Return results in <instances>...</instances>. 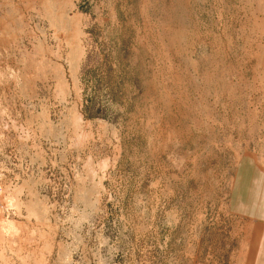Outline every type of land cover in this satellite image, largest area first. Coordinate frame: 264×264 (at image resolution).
Listing matches in <instances>:
<instances>
[{"label":"rangeland","instance_id":"374dc122","mask_svg":"<svg viewBox=\"0 0 264 264\" xmlns=\"http://www.w3.org/2000/svg\"><path fill=\"white\" fill-rule=\"evenodd\" d=\"M246 157L264 0H0V264L240 262Z\"/></svg>","mask_w":264,"mask_h":264},{"label":"crops","instance_id":"0c3cea01","mask_svg":"<svg viewBox=\"0 0 264 264\" xmlns=\"http://www.w3.org/2000/svg\"><path fill=\"white\" fill-rule=\"evenodd\" d=\"M229 207L243 217V223L249 229L251 238L242 250L245 255L243 260L199 264H264V159L258 163L251 157L241 160L234 178ZM235 252L239 251L236 249Z\"/></svg>","mask_w":264,"mask_h":264}]
</instances>
